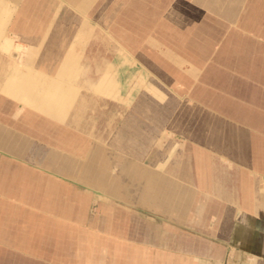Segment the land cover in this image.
Here are the masks:
<instances>
[{"label": "crops", "instance_id": "crops-1", "mask_svg": "<svg viewBox=\"0 0 264 264\" xmlns=\"http://www.w3.org/2000/svg\"><path fill=\"white\" fill-rule=\"evenodd\" d=\"M7 9L0 48L28 55L0 57V264H264L263 33H211L195 47L219 46L231 72L180 73L168 92L108 63L90 88L116 100L85 105L78 55L37 63Z\"/></svg>", "mask_w": 264, "mask_h": 264}, {"label": "rangeland", "instance_id": "rangeland-1", "mask_svg": "<svg viewBox=\"0 0 264 264\" xmlns=\"http://www.w3.org/2000/svg\"><path fill=\"white\" fill-rule=\"evenodd\" d=\"M0 2L9 8L6 35L25 46L23 38L33 39V49L39 50L32 56L37 63L45 58L52 63L45 66L54 68L59 66L56 58L70 52L78 55L84 67L73 80L79 88L75 102L83 100L85 105L97 104L98 98L105 103L116 100L104 95L97 98L90 88L92 82L100 81L108 63L114 65L119 82L126 73L144 70L150 79L149 89L168 92L166 85L182 78L180 73L194 74L196 69V73L218 75L220 68L231 72L214 63L220 55L219 46L195 47L202 46L211 33L218 41L238 24L245 36L264 34V0H23L19 6L10 0ZM254 9L258 11L252 13ZM24 10L29 16H19ZM13 23H26L27 33L14 32ZM18 51L10 54L0 48V57L10 61L16 57V67L22 68L28 54L27 50ZM124 58L137 66L120 67ZM7 68L11 73L12 68Z\"/></svg>", "mask_w": 264, "mask_h": 264}, {"label": "bare ground", "instance_id": "bare-ground-1", "mask_svg": "<svg viewBox=\"0 0 264 264\" xmlns=\"http://www.w3.org/2000/svg\"><path fill=\"white\" fill-rule=\"evenodd\" d=\"M201 55V54H200Z\"/></svg>", "mask_w": 264, "mask_h": 264}]
</instances>
